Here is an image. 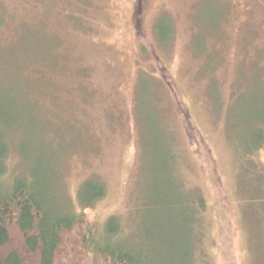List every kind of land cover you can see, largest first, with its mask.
Wrapping results in <instances>:
<instances>
[{"label": "rangeland", "instance_id": "1", "mask_svg": "<svg viewBox=\"0 0 264 264\" xmlns=\"http://www.w3.org/2000/svg\"><path fill=\"white\" fill-rule=\"evenodd\" d=\"M0 137L145 264H264V0H0Z\"/></svg>", "mask_w": 264, "mask_h": 264}, {"label": "trees", "instance_id": "2", "mask_svg": "<svg viewBox=\"0 0 264 264\" xmlns=\"http://www.w3.org/2000/svg\"><path fill=\"white\" fill-rule=\"evenodd\" d=\"M8 150L0 137V264H145L117 233L114 218L101 225L86 220L83 211L102 190L89 196L90 185L81 187V212L53 204L50 187L41 193L24 174L6 180Z\"/></svg>", "mask_w": 264, "mask_h": 264}]
</instances>
